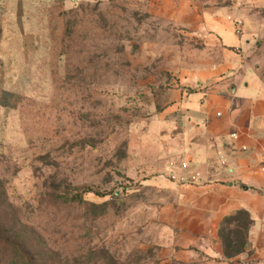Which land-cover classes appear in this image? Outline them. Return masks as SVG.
Instances as JSON below:
<instances>
[{"label":"rangeland","instance_id":"1","mask_svg":"<svg viewBox=\"0 0 264 264\" xmlns=\"http://www.w3.org/2000/svg\"><path fill=\"white\" fill-rule=\"evenodd\" d=\"M199 46L147 0H0V264H153L141 206L165 197L134 178L143 126Z\"/></svg>","mask_w":264,"mask_h":264},{"label":"crops","instance_id":"2","mask_svg":"<svg viewBox=\"0 0 264 264\" xmlns=\"http://www.w3.org/2000/svg\"><path fill=\"white\" fill-rule=\"evenodd\" d=\"M147 2L201 46L167 67L143 126L134 178L165 197L141 206L144 247L153 264H264V24L250 28V0Z\"/></svg>","mask_w":264,"mask_h":264},{"label":"built area","instance_id":"3","mask_svg":"<svg viewBox=\"0 0 264 264\" xmlns=\"http://www.w3.org/2000/svg\"><path fill=\"white\" fill-rule=\"evenodd\" d=\"M74 2H81L82 0H73ZM240 24V23H239ZM261 170L262 172L264 173V161L262 162V165H261Z\"/></svg>","mask_w":264,"mask_h":264},{"label":"trees","instance_id":"4","mask_svg":"<svg viewBox=\"0 0 264 264\" xmlns=\"http://www.w3.org/2000/svg\"><path fill=\"white\" fill-rule=\"evenodd\" d=\"M16 261L18 262V260H16ZM21 264H30V263H28V262H26V263L22 262Z\"/></svg>","mask_w":264,"mask_h":264}]
</instances>
